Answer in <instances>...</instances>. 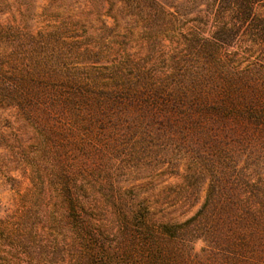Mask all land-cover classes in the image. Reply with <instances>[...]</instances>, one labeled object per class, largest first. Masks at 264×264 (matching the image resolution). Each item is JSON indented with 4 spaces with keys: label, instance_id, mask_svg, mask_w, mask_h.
I'll return each mask as SVG.
<instances>
[{
    "label": "trees",
    "instance_id": "16d2710c",
    "mask_svg": "<svg viewBox=\"0 0 264 264\" xmlns=\"http://www.w3.org/2000/svg\"><path fill=\"white\" fill-rule=\"evenodd\" d=\"M45 7L37 31L0 25V148L16 230L36 235L24 256L264 264V0Z\"/></svg>",
    "mask_w": 264,
    "mask_h": 264
},
{
    "label": "rangeland",
    "instance_id": "374dc122",
    "mask_svg": "<svg viewBox=\"0 0 264 264\" xmlns=\"http://www.w3.org/2000/svg\"><path fill=\"white\" fill-rule=\"evenodd\" d=\"M29 1L30 0H0V25L7 26L9 24H15L24 26L31 23L32 29L37 31L40 27L49 23V17H47L48 15H46L45 12V6L49 3V0H31L32 3L28 4ZM24 2H26V4H24ZM60 21L61 20H56L52 23H60ZM11 50L12 49H9L8 52ZM5 154L6 151L0 148V257L1 259L9 258L14 264H19V262H23V264H32L33 260L24 256L23 252H27L33 248V239L36 235L30 233L29 229H27L25 233L16 230V223L19 218L16 212L19 203V195L14 189L15 182L12 177L17 176V171H10L13 165L6 166L8 156ZM176 181L177 180L174 178L169 179V182ZM26 186L27 184L23 187ZM206 188L207 183L205 182L201 186L198 204L184 215H181L180 212L177 213L175 215L177 216V220L183 221L197 212L204 202ZM5 224L8 225V228L4 227ZM20 234L23 235L22 239L19 237ZM20 242L24 244L20 245Z\"/></svg>",
    "mask_w": 264,
    "mask_h": 264
}]
</instances>
